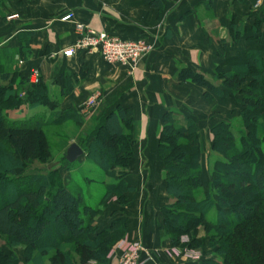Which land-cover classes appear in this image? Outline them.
Segmentation results:
<instances>
[{"label": "trees", "instance_id": "16d2710c", "mask_svg": "<svg viewBox=\"0 0 264 264\" xmlns=\"http://www.w3.org/2000/svg\"><path fill=\"white\" fill-rule=\"evenodd\" d=\"M144 1L154 9L162 5L160 0ZM252 15L256 17L255 24H264V0L261 9ZM26 57L24 51L18 50L14 56L3 54L0 61V131L8 132V140L24 162L48 160L56 152L43 128L71 124L80 129L84 121L73 110L42 112L23 121L8 120L7 113L23 104L29 109L38 105L46 106L48 111L58 108V103L49 98L41 78L36 85L29 86L23 99L16 95L19 88L28 86L29 72L21 75L17 66ZM214 79L221 81V86L189 68L181 69L178 74L179 82L188 80L224 96L228 92L238 94L241 117H249L250 123L238 139L230 123L221 121L212 127L211 150L219 158L210 173L212 192H204L197 124L189 118L182 124L172 112L164 113L158 154L165 163L166 192L172 203L160 209L161 234L173 246L197 249L201 241L198 229H211L210 248L217 259L204 258L198 264H264V87L260 86L264 85V51H248L245 63L233 66L228 72L215 68ZM14 88L17 89L14 91ZM204 97L210 99L208 93ZM132 126L131 109L114 104L95 129L94 140L86 147L80 146L85 148L87 160L98 164L106 176L115 180V184L106 185L101 200L104 202L114 194L121 207L127 204L124 193L131 191L124 178L133 156ZM4 144L0 141V187L6 186L0 190V236L23 246L27 252L37 251L44 256L53 250L49 264H74L69 259L72 250L78 253L79 264H108L111 248L125 237L126 219L120 217L99 230L93 218L102 215L103 209L83 206L82 195L73 193L57 176L51 178L54 183L50 189L44 183L47 175L31 176L27 178L32 180L30 183L16 179L10 168L17 159L13 154V158L8 155ZM5 156L12 160L8 162ZM53 225L62 230L51 231ZM182 237L186 242H182ZM67 240L72 244L63 245ZM1 253L0 264H11L9 256Z\"/></svg>", "mask_w": 264, "mask_h": 264}, {"label": "crops", "instance_id": "0c3cea01", "mask_svg": "<svg viewBox=\"0 0 264 264\" xmlns=\"http://www.w3.org/2000/svg\"><path fill=\"white\" fill-rule=\"evenodd\" d=\"M160 1L161 8L154 9L144 0H12L7 14L16 13L18 18L12 22L0 20V61L5 53L14 56L18 50L24 51L27 57L18 67L20 74L31 69L39 71L49 98L58 103L57 112L78 111V106L96 91L115 95L113 105L131 109L133 156L124 178L131 191L124 193L127 204L121 207L115 202L96 227L105 229L123 217L126 234L120 242L145 246L152 256L146 264H180L160 249L161 245L171 247L169 240L160 235V209L172 203L166 192L165 163L158 154L162 117L165 112L181 114V119H176L182 124L186 118L195 123L196 118L207 119L205 137L210 141L208 134L214 123L208 121L218 123L238 116L235 112L242 109L238 94L228 92L224 96L188 80L179 82L178 74L189 68L221 86V81L214 79L215 68L228 72L245 63L248 51H264V24H255L252 15L261 9L263 0L257 9L253 7L256 0ZM69 13L74 22L111 36L143 39L152 50L133 72L105 63L96 53L79 52L66 58L63 52L76 40L72 22L61 21ZM205 93L210 99L204 97ZM15 112L7 113L10 120ZM20 112L50 111L36 108ZM198 112L210 114L204 118ZM82 150L79 159L86 157ZM200 166L204 187L208 167L203 157ZM121 253L122 248H114L108 264H115ZM199 259L190 260L198 264L203 257Z\"/></svg>", "mask_w": 264, "mask_h": 264}, {"label": "rangeland", "instance_id": "374dc122", "mask_svg": "<svg viewBox=\"0 0 264 264\" xmlns=\"http://www.w3.org/2000/svg\"><path fill=\"white\" fill-rule=\"evenodd\" d=\"M11 1L12 0H4L0 4V20L3 19L4 21L12 22L16 18H18V14L16 13L7 14V9L10 10ZM140 62L141 60L138 62V64ZM22 64H23V61H20L17 64V66L20 67L22 66ZM136 66L133 68V70H131L128 66H124V67H126L129 70V72H133ZM38 74H39V71H38ZM252 75L255 77L257 76L254 72L252 73ZM39 78H40V74L38 76L37 81L32 82V83L28 79V84H27L28 86L19 88V93L16 94L18 98L23 99L26 96L27 90H29V86L36 85L39 82ZM260 86L264 87V85L262 84ZM15 89L17 88H14V91ZM260 89L262 90L263 88H260ZM112 96H113L112 94H110L109 96H105L96 91V92H93V94L89 98H87L80 106H78V109H77L78 111L73 109V111L78 112L80 114V116L82 117L84 121V125L80 129L74 127L71 124H66L61 127L51 125V127L48 126V127L43 128L44 134L48 138V141H50L51 143L50 145L54 147L53 152H56V156L52 159L47 160V159L42 158V159H39L33 162H24L21 159L20 153L15 149V147L8 140V132L5 129L0 131V141L2 143H5L4 148L7 151H9L8 155L12 157V154H13L15 158L17 159L16 161H14L15 163H13V165L10 168V170H12L15 173L14 177H16V179L23 180L25 183H30L32 180L27 179V178H30L31 176L33 177L35 176L38 178V176L47 175V177L44 179V183L50 189L52 188V184L54 183V181L51 180V178L54 176H57L58 178H60L61 182L68 189H70L73 193L82 195L83 206H89L93 209H98V208L103 209L102 215H99L93 218V222L95 225L102 222L105 211L109 210V208L112 205H114L117 200L114 194L108 196V198L104 202L101 200V197L103 196L105 192L106 185L111 184L112 182H115V180L114 178L106 176L98 164L94 163L91 160H87L86 157L85 159L83 158L79 159V161L77 160L73 164L69 165L65 160V150L64 149L69 143H76L79 147L81 145L86 147L88 146L89 141L91 139L94 140V129L98 127L99 122L103 117V113L107 112L109 107L112 106L114 103V102L111 103ZM89 100L91 102V105L86 106V103ZM41 103H44V101L41 100ZM36 108H40L41 110V109L46 108V106L38 105ZM36 108H33V109H36ZM22 109H29V108L27 107L26 104H23L19 109L15 110L18 112L11 113L10 117L12 120H10L9 118L8 120L23 121L27 118H31V115L35 116V115H39L42 113V112H26L25 113L26 115H24L23 114L24 112H20ZM54 112H57V109H52L50 111V114ZM208 113L210 114V112H198V114L204 118H206V114ZM224 113L227 116V112H224ZM235 113L238 114V116L236 115L237 117H234L231 120L228 119V117H226L224 118V122L230 123L234 137L235 139H238L239 134L242 131H244L245 126L250 123V118L249 117L242 118L240 112L239 113L235 112ZM179 116H181V114L175 117L181 119V117ZM196 119H195L197 121L196 124H198L197 127H199L198 128V135H199L198 141H199L200 150H201V157L205 159V163L208 167V175H205L204 173V177H203V184H204L203 191L212 192L210 173H211L212 165L219 158V155L218 153L213 152L211 150V145H212L213 137H214L213 133L211 132V129L217 123L214 122L213 120H211V122L208 121V123H212V124L214 123V125L210 128V131L208 134V136L211 137V140L209 139L210 141H208L205 137L206 135L205 128L207 126V122H206L207 119L206 120L203 118H196ZM87 150L88 149H86V151ZM11 157L5 156L8 162L12 160ZM95 157L98 158V154H96ZM33 182L31 184H34ZM0 188H1L0 190L2 191V189L6 188V186L0 187ZM214 194H213L212 199H214ZM105 203L107 206L104 205ZM211 215L212 213L209 212L208 217L210 218ZM49 220L51 221L52 219L49 218ZM50 230L59 231V230H62V227L53 225ZM211 232H212L211 229L206 230L202 227L198 229L197 236L201 238V241L197 249H188V248L173 246L172 244H171V247H168V248L166 247V245L165 246L161 245L160 249L165 251L163 252L164 255H167L168 257H172L175 260V262H178L180 264H192L193 261H191L190 259L195 258V255L196 256L198 255L200 259L201 257H203V259L204 258H207V259L214 258L215 259L216 257L217 259V256L213 255L214 254L213 249L210 248L209 235ZM160 235L164 236L163 234H160ZM122 239H124V237ZM122 239L120 241H122ZM186 240L187 239L185 237H182V242H186ZM62 244L65 246H69L72 244V242L67 240ZM116 244L111 248L109 253L112 252ZM0 251L2 252L1 254L9 256L11 260V264H49L50 263L49 257L50 255L53 254V250H49V252L44 256L40 255L39 252L37 251L27 252L23 246L17 245L14 242H8L1 236H0ZM66 252H68V249H66ZM109 258L110 257L108 256V260ZM69 259L74 264H79V255L78 253L74 252V250L69 252ZM200 259L198 261H200ZM92 264H95V262H92ZM152 264L154 263L152 262Z\"/></svg>", "mask_w": 264, "mask_h": 264}, {"label": "built area", "instance_id": "2783aa9c", "mask_svg": "<svg viewBox=\"0 0 264 264\" xmlns=\"http://www.w3.org/2000/svg\"><path fill=\"white\" fill-rule=\"evenodd\" d=\"M262 0H256L253 7L257 9ZM62 22H72L76 37L73 45L63 52L66 58L73 57L76 53H96L102 60L110 65L128 66L131 70L152 50L143 39H122L111 36L104 31H97L89 26L74 22L73 14H67ZM38 70L31 69L28 74L29 81L36 82ZM90 100L86 106H90ZM115 248H122V253L115 264H146L152 261L150 252L140 242L124 245L123 242L116 244ZM111 255V253H109ZM110 255H108L110 257ZM198 256V255H197ZM195 255V258L198 259ZM87 264H92L89 262Z\"/></svg>", "mask_w": 264, "mask_h": 264}, {"label": "water", "instance_id": "95a60500", "mask_svg": "<svg viewBox=\"0 0 264 264\" xmlns=\"http://www.w3.org/2000/svg\"><path fill=\"white\" fill-rule=\"evenodd\" d=\"M83 155V150L76 144H70L65 150V160L69 164H73Z\"/></svg>", "mask_w": 264, "mask_h": 264}]
</instances>
